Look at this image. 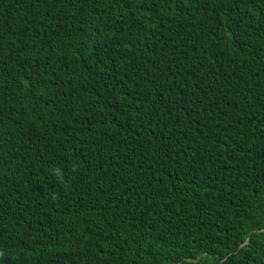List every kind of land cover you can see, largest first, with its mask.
<instances>
[{"label": "trees", "instance_id": "1", "mask_svg": "<svg viewBox=\"0 0 264 264\" xmlns=\"http://www.w3.org/2000/svg\"><path fill=\"white\" fill-rule=\"evenodd\" d=\"M0 264H264V0H0Z\"/></svg>", "mask_w": 264, "mask_h": 264}, {"label": "clouds", "instance_id": "2", "mask_svg": "<svg viewBox=\"0 0 264 264\" xmlns=\"http://www.w3.org/2000/svg\"><path fill=\"white\" fill-rule=\"evenodd\" d=\"M98 101H94V102H87V108L88 109H92L94 108L96 105H97ZM71 135H68L64 138H55V144L56 145H64L66 147V152L64 154H67V151H68V144L70 143V138H71ZM122 136V132L121 131H117L116 133H114L113 135H108V143L115 146L117 144V142L119 141V139L121 138ZM61 155L59 156H55V157H52V158H49V159H52V160H57V159H60ZM67 213V211L65 212Z\"/></svg>", "mask_w": 264, "mask_h": 264}]
</instances>
